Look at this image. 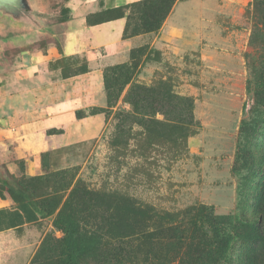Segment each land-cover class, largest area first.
<instances>
[{"label":"trees","instance_id":"trees-1","mask_svg":"<svg viewBox=\"0 0 264 264\" xmlns=\"http://www.w3.org/2000/svg\"><path fill=\"white\" fill-rule=\"evenodd\" d=\"M177 1L142 0L91 14L87 22L98 25L124 18V9L132 6L138 8L144 26L154 31ZM251 8L248 15L253 23L252 33L245 59L249 70L247 89L253 103L240 127L237 161L255 164L264 177V0H254ZM65 12L62 11L60 22L69 20ZM126 36L124 32L125 39ZM136 56L132 53L131 59H138ZM50 68L61 70L65 78L90 71L88 60L81 56L62 57L51 62ZM137 68L136 63L113 68L114 72L121 71L114 84L107 71L108 107L93 109L90 114L104 113L108 117L133 81ZM124 102L130 108L115 113L111 149L121 156L131 151L139 161L136 175L151 185L163 167L161 161L181 159L189 151V138L201 129L194 113V99L179 94L171 79L161 77L151 85L133 84ZM77 115L83 117L85 113ZM158 115L163 119L157 118ZM22 178L7 169L0 172V196L4 198L8 193L18 207L34 209L40 218L51 209L56 211L54 226L64 235L48 243L33 264H234L228 258L234 240L232 230L241 233L237 239L248 246L258 249L264 245V179L254 181L255 194H247L251 195L255 212L241 214L234 222L235 229H231L224 224L226 220L221 221L204 205L186 212H171L157 209L128 192L94 190L79 184L62 203L60 190H55L54 175ZM247 255L238 256L239 264H244ZM258 264H264V247L258 255Z\"/></svg>","mask_w":264,"mask_h":264},{"label":"rangeland","instance_id":"rangeland-1","mask_svg":"<svg viewBox=\"0 0 264 264\" xmlns=\"http://www.w3.org/2000/svg\"><path fill=\"white\" fill-rule=\"evenodd\" d=\"M177 3L179 9L192 12L191 16H181L177 26L182 32H190L189 37L197 34L194 47L182 45L183 41L178 40L181 37L175 42L163 39V27L174 8L154 31L148 30L139 19L138 8H125L126 39L133 42L128 61L107 66L104 72L108 71L110 82L114 84L121 71L114 72L113 68L136 63L134 79L125 88L114 111L109 112L102 138L46 153L42 158L44 176L54 175L55 190H60L62 203L78 184L94 190H121L157 209L171 212H186L204 205L221 221L226 220L224 224L232 229L241 214L255 212L250 197L256 193L254 181L264 179L255 164L237 161L240 127L253 103L247 89L249 70L245 54L250 50L253 23L248 12L254 0H178ZM15 32V21L0 14V59L6 56L16 59L17 50L2 44ZM132 53L138 59L133 61ZM239 71L241 75L235 73ZM161 77L171 79L179 94L194 99V113L201 129L189 138V151L181 159L169 163L161 161L163 167L157 173L158 180L149 185L136 175L139 161L131 151L123 156L116 154L110 142L115 132V113L130 108L124 99L131 86L135 83L151 85ZM157 118L162 120L163 116ZM15 165L21 171L23 163ZM5 169L10 168L1 162L0 172L4 173ZM56 214L51 209L42 216L41 222L1 238L0 264H33L48 243L62 239L63 233L54 226ZM231 232L234 240H231L228 258L239 264L238 256L247 253L244 264H258L264 245L258 249L248 246L237 239L241 233ZM253 256L256 259H252Z\"/></svg>","mask_w":264,"mask_h":264},{"label":"crops","instance_id":"crops-1","mask_svg":"<svg viewBox=\"0 0 264 264\" xmlns=\"http://www.w3.org/2000/svg\"><path fill=\"white\" fill-rule=\"evenodd\" d=\"M141 1L30 0L25 20L16 22L15 34L2 42L17 50L16 59H0V161L8 164L10 174L42 176L44 154L102 138L108 117L90 112L109 104L104 68L126 63L133 42L124 37L126 18L89 25L87 17ZM178 3L165 22L163 39L181 37L182 45L192 48L197 34L189 37L177 26L181 16L192 12L179 9ZM63 10L66 22L59 21ZM71 56L85 57L90 71L65 78L50 68L51 62ZM79 112L85 116L78 117ZM16 162L23 163L21 171ZM33 210L18 207L8 193L0 196V240L41 222ZM2 249L0 245V262Z\"/></svg>","mask_w":264,"mask_h":264},{"label":"water","instance_id":"water-1","mask_svg":"<svg viewBox=\"0 0 264 264\" xmlns=\"http://www.w3.org/2000/svg\"><path fill=\"white\" fill-rule=\"evenodd\" d=\"M31 9L30 0H0V14L8 20H14L15 23H22L25 20L23 14Z\"/></svg>","mask_w":264,"mask_h":264}]
</instances>
